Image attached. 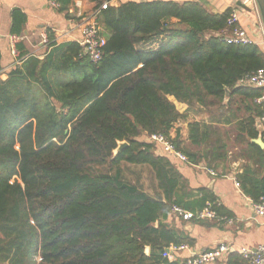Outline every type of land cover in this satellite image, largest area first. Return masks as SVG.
Segmentation results:
<instances>
[{
  "label": "trees",
  "instance_id": "trees-1",
  "mask_svg": "<svg viewBox=\"0 0 264 264\" xmlns=\"http://www.w3.org/2000/svg\"><path fill=\"white\" fill-rule=\"evenodd\" d=\"M52 1L60 10L74 2ZM93 1L98 9L108 0ZM232 12L198 1L123 0L100 13L99 62L48 29L45 56H25L0 78V264H182L166 249L195 241L168 220L174 205L188 208V181L153 136L209 170L239 148L241 190L264 200V149L253 142L264 87L244 82L264 69V49L224 40ZM158 38L166 40L146 48ZM193 111L208 123L189 124L188 144L173 138ZM120 142L129 146L115 156ZM126 167L147 169L161 193L129 182ZM198 192V211L224 215L207 189ZM226 260L250 264L237 252Z\"/></svg>",
  "mask_w": 264,
  "mask_h": 264
},
{
  "label": "crops",
  "instance_id": "crops-1",
  "mask_svg": "<svg viewBox=\"0 0 264 264\" xmlns=\"http://www.w3.org/2000/svg\"><path fill=\"white\" fill-rule=\"evenodd\" d=\"M171 1L178 3L198 1L214 13H221L229 8L237 11L238 26L246 32L252 44L264 49V25L257 1L250 6H245L243 0ZM95 9L96 3L93 0H74L68 10L54 7L52 0H0V78L5 80L12 69L22 65L25 56L40 58L45 56L48 46L44 44L43 36L47 34L48 29L53 31L59 44L79 41L82 21ZM171 100L181 114L188 113L187 105L177 102L174 98ZM208 121L207 115L193 111L187 120L175 125L171 136L175 138L180 134L182 140L188 144L189 124ZM258 127L262 134L260 120ZM261 134L258 139H262ZM239 151V148H235L230 153L227 164L221 165L217 170L207 169L204 163L198 166L186 164L169 155L171 162L188 181L185 190L187 194L183 199L184 204L188 206L184 207L186 211L194 214L200 212L198 209L203 204V196L198 191L207 189L221 204L224 213L220 218L193 219L188 222L171 214L168 223L186 232L195 244L193 246L184 244L188 250L171 252L169 260H179L183 263L194 253L210 250L221 243L231 245L237 252L244 249L254 250L259 245H264V219L255 215L253 200L243 193L236 177L243 173V165L246 164L238 158ZM153 184V188L145 191L157 196L161 192L158 183L155 181ZM226 261L212 264H226Z\"/></svg>",
  "mask_w": 264,
  "mask_h": 264
},
{
  "label": "built area",
  "instance_id": "built-area-1",
  "mask_svg": "<svg viewBox=\"0 0 264 264\" xmlns=\"http://www.w3.org/2000/svg\"><path fill=\"white\" fill-rule=\"evenodd\" d=\"M123 0H108L105 1L98 9L87 16L82 21V28L80 30L81 35L79 43L85 54L90 57L93 62H99L103 56V48L106 45V38L103 35L102 28L99 23V16L102 11L108 10L114 4L121 3ZM255 4L256 0H243L245 6ZM54 7H59L55 1H52ZM229 25L233 27L230 35L226 36L224 40L229 44H252L251 40L247 36L246 32L238 26V13L237 11L232 12L229 19ZM56 41V39H55ZM44 44H48L47 34L43 36ZM244 82L248 85L256 86L259 88L264 87V69H260L252 75L246 77ZM260 101H264V98ZM260 125L264 132V116L260 119ZM152 140L162 146L163 150L169 155L178 158L180 161L191 164L189 159L176 150L175 146L163 136H153ZM212 175H215L213 171H210ZM253 211L259 218L264 219V200L259 203L253 201ZM171 213L182 218L183 221L188 222L193 219H214L216 213L212 211L211 207L204 209L203 211L194 214L184 210L182 207L174 205ZM189 248L185 245L182 246H171L166 249V256L170 258L171 252L184 251ZM237 252L231 245L227 243H221L218 246L206 250L200 253H194L190 259L183 262L182 264H212L215 262H221L226 260L229 253ZM244 259L248 260L250 264H264V245H259L256 249H244L237 252ZM171 259V258H170Z\"/></svg>",
  "mask_w": 264,
  "mask_h": 264
},
{
  "label": "rangeland",
  "instance_id": "rangeland-1",
  "mask_svg": "<svg viewBox=\"0 0 264 264\" xmlns=\"http://www.w3.org/2000/svg\"><path fill=\"white\" fill-rule=\"evenodd\" d=\"M165 40L166 39L164 38H159L157 40H154L151 43H148L147 44L148 46L146 48L148 49L158 48ZM126 175L129 182L139 184L144 188V190L153 188L154 186L153 184L154 181H151L149 177V171L145 168L126 167ZM149 192L152 193L151 190Z\"/></svg>",
  "mask_w": 264,
  "mask_h": 264
},
{
  "label": "water",
  "instance_id": "water-1",
  "mask_svg": "<svg viewBox=\"0 0 264 264\" xmlns=\"http://www.w3.org/2000/svg\"><path fill=\"white\" fill-rule=\"evenodd\" d=\"M145 1V0H144ZM257 4L260 8L263 25H264V0H256ZM120 3L114 4V7H119ZM229 95V92H228ZM254 143L258 144L261 148H264V141L262 139L255 140ZM129 144L127 142H120L118 148L115 150L114 155L117 156L120 152H122L125 148H127ZM149 248L146 249V253L149 254Z\"/></svg>",
  "mask_w": 264,
  "mask_h": 264
}]
</instances>
